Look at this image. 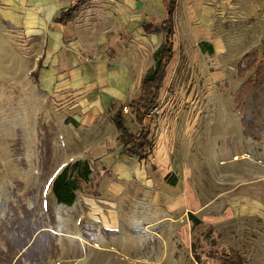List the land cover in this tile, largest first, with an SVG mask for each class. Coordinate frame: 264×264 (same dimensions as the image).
<instances>
[{
	"label": "rangeland",
	"instance_id": "obj_1",
	"mask_svg": "<svg viewBox=\"0 0 264 264\" xmlns=\"http://www.w3.org/2000/svg\"><path fill=\"white\" fill-rule=\"evenodd\" d=\"M126 1L87 0L105 42H93L85 58L115 62L118 55V63L133 68L130 97L93 118H75L78 126L65 124L70 115L37 85L31 74L37 54L20 28L0 22V264H231L220 257L234 255L242 264H264V131L259 141L243 137L232 95L252 72L236 75L242 56H230L221 66L199 51V40L183 39L177 48L173 36L176 64L165 68L143 123L152 152L145 160L124 158L143 171L141 178L120 179L92 157L111 140L113 151L121 147L112 115L138 98L142 75L162 40L160 28L153 41L122 36L128 27L120 2ZM143 9L130 19L162 17L154 7L146 14ZM111 13L119 21L118 47L112 48ZM250 52L260 58L261 43ZM216 72L221 79L213 78ZM132 112L122 110L124 124L138 133L142 127ZM160 139L166 140V159L154 152ZM76 159L89 161L91 188L99 196L78 194L71 206L58 204L52 179ZM169 173L177 177L175 186L164 181Z\"/></svg>",
	"mask_w": 264,
	"mask_h": 264
},
{
	"label": "crops",
	"instance_id": "obj_2",
	"mask_svg": "<svg viewBox=\"0 0 264 264\" xmlns=\"http://www.w3.org/2000/svg\"><path fill=\"white\" fill-rule=\"evenodd\" d=\"M75 1L0 0V22L20 28L21 36L37 54L31 71L37 85L43 92L52 94L58 108L69 114L70 116H65L71 117L78 126L76 119L89 116L93 118L98 110L102 112L104 108L112 107L115 101L128 100L135 79L133 68L126 62L118 63V55L115 56V62L86 61V53L91 50L92 43L105 42L104 33L100 37L96 33L98 28L91 20L95 8L88 9L87 0L81 2L71 21L65 24L55 21L60 11ZM120 3L123 6L122 19L127 22L128 27L122 36L130 38L134 33L139 40L147 41L148 38L150 41L152 36L157 37L155 31L160 28L161 42L163 41L165 32L162 21L166 15V0H127ZM148 6L149 9L154 7V10H161L162 17L159 21L143 19L142 15L130 19L134 11L140 12L144 8L145 12ZM113 16L112 13L109 16L111 48L112 44L118 47L116 35L119 21L118 18L117 22L114 21ZM144 23H151L153 30L145 31ZM99 28L103 29V26ZM172 30V56L166 65L167 71L169 68L172 70L177 61V54L173 52V36L176 40L174 46L177 45V48L183 39L199 40V43L205 42L207 47L210 44L212 54L201 50L200 46L199 51L207 56H215L218 65L227 64L230 56L233 60L241 57L261 42L264 36V0H174ZM120 34L123 33L120 31ZM4 36L0 30V38ZM212 75L216 80L222 78L221 73ZM117 142L121 145L118 140ZM109 144L111 145L103 144L98 150H94L92 157L108 164L120 179L129 180L133 176L141 178L143 171L139 168L133 170V166L125 162L126 154L121 153V147L115 152L112 150L115 141L111 140ZM101 150L104 152H97ZM154 152L161 159L168 158L166 140L162 142L160 139Z\"/></svg>",
	"mask_w": 264,
	"mask_h": 264
},
{
	"label": "trees",
	"instance_id": "obj_3",
	"mask_svg": "<svg viewBox=\"0 0 264 264\" xmlns=\"http://www.w3.org/2000/svg\"><path fill=\"white\" fill-rule=\"evenodd\" d=\"M83 0H76L72 5L60 11L55 17V21L67 23L71 21ZM174 0H166V15L162 21V28L165 36L159 47L153 53L154 64L149 68L141 78L140 95L137 99H132L127 106L132 108L134 121L142 128L138 133H132L124 124L122 107L120 105L112 115V122L118 131L117 140L121 144V153L128 156L135 155L137 160H145L152 152L153 141L149 131L143 128L145 115L154 107V101L158 97L159 89L163 85L165 68L168 60L172 56V43L170 38L172 30V11ZM145 31H152L151 23H144ZM261 55L256 56L255 52L245 53L243 63H238L236 75L242 77L252 71L234 90L233 102L234 111L240 118L242 135L255 141L261 139L264 131V36L261 39ZM201 50L212 54V46L205 42H200ZM65 124L76 126L77 123L71 118L64 119ZM92 167L87 159H76L73 162L65 164L62 169L54 176L51 182V193L58 204L71 206L78 194L88 197H98L99 193L93 190L91 178ZM164 181L172 186L177 183V177L174 174L164 176ZM98 195V196H97ZM190 220L198 222L197 218L188 213ZM221 261L228 260L231 264H242L238 256H221ZM229 262V263H230Z\"/></svg>",
	"mask_w": 264,
	"mask_h": 264
},
{
	"label": "built area",
	"instance_id": "obj_4",
	"mask_svg": "<svg viewBox=\"0 0 264 264\" xmlns=\"http://www.w3.org/2000/svg\"><path fill=\"white\" fill-rule=\"evenodd\" d=\"M122 110H123V112H127L128 111V106L127 105H124L123 107H122Z\"/></svg>",
	"mask_w": 264,
	"mask_h": 264
}]
</instances>
